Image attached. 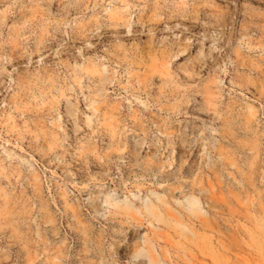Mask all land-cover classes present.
Instances as JSON below:
<instances>
[{
  "label": "rangeland",
  "instance_id": "374dc122",
  "mask_svg": "<svg viewBox=\"0 0 264 264\" xmlns=\"http://www.w3.org/2000/svg\"><path fill=\"white\" fill-rule=\"evenodd\" d=\"M0 264H264V0H0Z\"/></svg>",
  "mask_w": 264,
  "mask_h": 264
},
{
  "label": "bare ground",
  "instance_id": "6f19581e",
  "mask_svg": "<svg viewBox=\"0 0 264 264\" xmlns=\"http://www.w3.org/2000/svg\"><path fill=\"white\" fill-rule=\"evenodd\" d=\"M117 13V10H115L114 14ZM131 26V25H130ZM89 45V44H88ZM91 45V44H90ZM198 55L199 56H204V50L203 49H200L199 52H198ZM84 66V64H79L77 67L81 68L82 66ZM92 65L94 66L93 70L94 72H96L97 74L98 73H102L104 75V77H101L100 80L103 84V87L101 88V91L102 93H106L108 90L107 88L105 87V83L107 81H111V79L108 77L109 75V69H108V66L105 65V64H100L98 63L97 61H93L92 62ZM2 71V70H1ZM3 72V71H2ZM219 83H222V80H219ZM98 101L97 100H92L90 103H89V106L88 108L91 109V111L95 114V113H100V109L97 107V104ZM77 111H79V107H77L74 103H72L71 101L68 100V105H67V113L69 115V117H71L73 119L72 123H73V126H74V129L76 130H79V129H82L81 125H80V122L78 121V118L76 116L77 114ZM110 119V118H109ZM64 130V128H62ZM55 138H56V135H54ZM141 140L142 138H140L138 141H139V144L141 143ZM142 144L144 143V140H142ZM145 205L148 207V203H145Z\"/></svg>",
  "mask_w": 264,
  "mask_h": 264
},
{
  "label": "built area",
  "instance_id": "2783aa9c",
  "mask_svg": "<svg viewBox=\"0 0 264 264\" xmlns=\"http://www.w3.org/2000/svg\"><path fill=\"white\" fill-rule=\"evenodd\" d=\"M69 157H70V155H69ZM63 159L64 158L60 154L53 156L54 163H60L63 161ZM34 165H35L36 169L38 170V172L40 173L43 180L46 183H48V181H50V178L53 176L52 170L43 161L37 160L36 162H34ZM120 180H121L120 174L116 173L115 175L111 176L109 178V180L106 181V183H104V186H107L106 184H109V188L113 189L116 193H125V190H122L120 187H117L115 185V183H118V185H119ZM59 189L60 190L66 189L69 193L75 194L74 188L72 186L65 184V183L63 185H60Z\"/></svg>",
  "mask_w": 264,
  "mask_h": 264
}]
</instances>
